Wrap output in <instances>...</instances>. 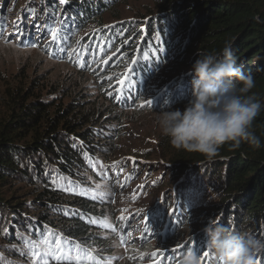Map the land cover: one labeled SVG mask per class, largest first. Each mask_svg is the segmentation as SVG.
<instances>
[{"label": "trees", "instance_id": "1", "mask_svg": "<svg viewBox=\"0 0 264 264\" xmlns=\"http://www.w3.org/2000/svg\"><path fill=\"white\" fill-rule=\"evenodd\" d=\"M116 1L69 0L66 5H60L59 0H40L43 13L36 15L35 23L43 24L46 13L55 9L59 14L62 8L76 23L92 21ZM17 9L20 15L26 14L32 19L34 6L28 9L19 6ZM159 10L162 19L147 26L143 34L136 69L140 76L145 74L147 77L152 65L162 62L167 66L169 58L180 66L181 71L173 80L174 91L168 92L170 98L159 99L162 107L184 106V101L190 99L186 93L192 90L190 69L198 58L197 53H213L219 57L226 45L231 46L237 65L253 76L255 86L251 93L264 105V0H164ZM157 34L163 52L156 58L152 53L158 44ZM138 38L140 40L142 35ZM112 40L119 46L126 45L123 44L125 40L115 36ZM128 41L130 37H127ZM145 56L147 60L143 59ZM21 78V75H14L10 81H1L6 116L0 121V185L22 187L30 197L23 199L15 190L8 200L0 198V264H31L30 249L24 246V241L38 243L41 234L47 235L48 232L75 243L88 244L95 239L99 245L108 246V239L101 234L109 231L96 220L105 212L107 203L87 192L91 178L108 181L110 187V177L114 176L111 165H103V159L112 154L113 139L103 131H108V127L102 129V124L98 125L102 117L98 107L94 102L78 98L67 103L61 98L51 100L59 91L56 86L49 88L41 82L29 88ZM35 92L44 94V98ZM123 96L125 101L132 97L127 92ZM114 104L115 107L119 105ZM110 109L105 118L116 120L114 109ZM251 130L261 141L259 149L246 143L237 149L225 145L211 159L196 152L178 150L167 142L163 155L170 163L167 168L177 176H185L172 203H166V206H177L183 214V221L196 224V215L206 211L193 207L186 216L192 203L188 199L182 202L180 197L188 195L197 184L200 188L214 181L215 185L211 186L216 187L222 200L216 209L218 213L225 210L216 222L227 226L231 214L233 228L264 240V108ZM69 188L73 190L69 192ZM215 215L212 213L211 217ZM94 220L97 223H92ZM176 223L181 224L173 217L167 223L163 246L171 245L183 234L184 229H173ZM191 241V248L196 250L200 236ZM262 254L264 252L259 255ZM203 264L217 262L211 256Z\"/></svg>", "mask_w": 264, "mask_h": 264}, {"label": "rangeland", "instance_id": "2", "mask_svg": "<svg viewBox=\"0 0 264 264\" xmlns=\"http://www.w3.org/2000/svg\"><path fill=\"white\" fill-rule=\"evenodd\" d=\"M39 1L6 0L3 4L4 0H0V23L4 25L5 37L10 34L15 36L14 25H19L24 29L28 40L38 38L37 30L33 27V18H28L26 14L20 15L17 8L20 6L28 9L34 6L36 15H41L43 12ZM163 5L164 0H117L109 10L100 12L92 21L76 23V20H73L75 23L69 29L71 40L67 42L69 47L67 53L56 50L55 46L48 48L47 41H44L40 47L29 48L26 44L17 47L15 41L12 44H5L3 39H0V121L6 116L1 81H10L14 75H21L23 77L21 79L29 88L32 84L38 85L41 82L49 88L56 86L59 91L55 92L51 100L61 98L64 103H67L72 98H78L90 101L88 103L94 102L102 115L98 125L102 124V129L104 127L109 129L103 131L112 136V154L103 159V165L110 164L113 169L114 176L110 177L111 185L108 187V181L93 178L87 184L88 193L97 195L107 203L105 212L100 213L99 219L96 220L100 223L107 219L110 225V227L103 226L109 232L101 234V237L108 239V246L99 245V241L95 239L88 244H81V247L93 253L100 264H152L151 253L159 250L167 251L169 254L165 264L170 262L179 264L182 254L187 250L182 249L181 245L188 244L192 247L191 239L197 235L200 236L201 241L200 244L197 241L194 251L202 255L203 250L208 251L202 228L209 220L216 221L225 211L218 213L216 209L221 205L222 200L216 187L211 186L215 185L212 183L214 181L200 188L197 184L188 195L180 197V201L188 199L192 203V206L186 210V216L190 214L193 207L206 212L196 215L194 225H191L188 220L180 225L176 223L173 229H180V231L184 229L183 234L176 237L171 245H162L165 227L172 218L169 212L174 207L171 204L166 206V203H172L171 200L178 186L184 181L185 174L177 176L167 168L170 163L165 161L163 155L169 139L161 134L157 124V114L167 110H183L188 101H184V106L164 108L159 100L169 99L168 92L174 91L173 80L181 71L176 61L169 58L167 66H164L162 62L152 65L150 76L147 77L145 74L142 76L138 74L136 69L138 63L134 65L132 61L139 59L138 53L144 42L143 34L146 32V27L153 26L157 20L162 19L159 9ZM66 18H69L67 14ZM76 25L80 27L77 28ZM107 35L108 38L111 35V40L115 36L123 41L127 36L130 37V41L123 42L126 44L124 46H119L118 42L112 40L117 51L113 52L109 46L105 49L107 55L103 56L102 61L100 56L103 53L96 48V42ZM141 35L142 38L139 40L138 37ZM135 41L137 42L134 48L127 52L129 46ZM88 44L92 51H87ZM46 52L48 54H45ZM52 52H55L54 56ZM93 52L96 53L95 62H93ZM75 54H79L81 58L87 56L90 67L84 69L78 67L74 62ZM109 59L110 63L104 62ZM131 68H133L132 73L129 71ZM125 75H131L132 81L137 80L133 82L135 99L132 96L127 101L114 100L108 93H112L113 96L118 94L117 89L120 88L118 81L124 79ZM191 92L192 90L186 93L188 98L191 97ZM35 93L44 98V94ZM144 99L151 101V107H139ZM114 103L119 105L115 107ZM110 108L114 109L113 116L116 120L105 118ZM129 157L135 161V165L128 159ZM117 161L121 162L119 169H123L122 171L113 166ZM97 184L100 185L99 188L96 187ZM15 190L16 195L23 199L30 197L27 190L22 187L2 184L0 198L8 200ZM101 192L106 195L101 197L99 195ZM162 194H164L163 199ZM16 195L18 200L19 197ZM163 203L165 208L162 209ZM212 213H216L215 217H211ZM145 218L151 232L147 238L143 231ZM231 219L232 215L229 214L227 226H231ZM125 222L126 226H124ZM238 230L242 232V229ZM255 237L259 239V236ZM261 259H264V254L257 255L255 264H260ZM30 263L32 264L31 260ZM73 263L75 264L74 261Z\"/></svg>", "mask_w": 264, "mask_h": 264}, {"label": "clouds", "instance_id": "3", "mask_svg": "<svg viewBox=\"0 0 264 264\" xmlns=\"http://www.w3.org/2000/svg\"><path fill=\"white\" fill-rule=\"evenodd\" d=\"M197 55L190 69L191 97L183 110L157 114L161 134L174 148L209 159L225 145L237 149L246 143L259 149L261 141L251 129L264 105L251 93L253 76L237 65L230 45L219 57L213 53ZM202 232L217 264H255L257 255L264 252V240L232 226L209 220ZM179 264H201L200 255L187 249Z\"/></svg>", "mask_w": 264, "mask_h": 264}, {"label": "snow or ice", "instance_id": "4", "mask_svg": "<svg viewBox=\"0 0 264 264\" xmlns=\"http://www.w3.org/2000/svg\"><path fill=\"white\" fill-rule=\"evenodd\" d=\"M69 2V0H59L60 5H66ZM33 18V27L36 28L38 33V38L34 40H28L24 29H22L19 25H14V31L16 33L15 36H12L11 34L8 37L4 36V25L3 23H0V39H3L5 44H12L13 41H15V46L21 47L25 44L29 48H37L42 46L44 41H47V47L52 48L55 46L56 50L60 52L67 53L69 51V47L67 46V42L71 40V36L69 34V29L71 28V25L75 23V21H72L70 18H66V10L61 9L59 14L56 13L55 9L51 13H46V16L44 18L43 24H36L35 21L38 19L36 16L35 11L31 13ZM77 28L80 27V25H76ZM119 35V33H117ZM101 36H103V33H101ZM95 38V37H94ZM158 44L153 51L152 55L156 58L158 57V53L163 52V45L160 39L159 34H157L156 37ZM125 41H127V37H125ZM111 46L113 52H116L115 44L112 42L110 38H104L97 40L96 42V48L99 50L100 53H103V55L100 56V60L103 61V56L107 55V52H105V49ZM87 51H92L91 46L89 45L87 48ZM45 54H48L47 52ZM53 56L55 55V52L51 53ZM75 63L78 67L84 69L89 68L90 65L88 64L87 56H84L83 58L80 57L79 54H75ZM95 56L96 53L93 52V62H95ZM114 58V57H113ZM69 59L71 60L72 57L70 56ZM143 59L147 60L148 57L145 56ZM105 63H110L109 61H104ZM139 61H132L134 65H136ZM131 68L129 71L132 73ZM110 79V78H109ZM118 83L120 84V88L117 89V95H112V93H108L109 96H111L114 100H122L123 99V93L127 92L129 96H133V93L135 91L134 84L131 79V75H125L124 79L119 80ZM133 99H135V96H133ZM140 108L144 107H151V101L144 99L143 102L139 105ZM129 160H132L133 165H135V161L129 157ZM121 162L117 161L115 162V165L118 169ZM122 171L123 169H119ZM97 188L100 187L99 184L96 186ZM123 187V185H121ZM143 187V185L141 186ZM69 190H73L72 188H69ZM101 197L106 195V193L101 192L99 193ZM162 194V199H163ZM66 215L68 213H65ZM170 216L174 218L175 221H179L180 223H183V214L180 213V210L177 206H174L170 212ZM144 223V233L145 237L147 238L148 234L151 233L150 229L146 223ZM92 223H97V221H92ZM102 226L104 227H110V225L107 222V219L100 221ZM115 231V229H113ZM5 232H7V228L4 229ZM42 239L40 243H36L35 241L31 240H25L24 246L28 249H30V258L32 261V264H50V261H55L56 264H69V262H75V264H100V261L97 260L93 253L86 248L81 247L80 243H75L73 241H70L54 232H48L47 235L41 234ZM181 248L186 249H192L189 247L188 244L181 245ZM23 254V253H22ZM174 255V253H173ZM213 256L210 252L207 250L202 251V255H200L201 264H203L204 260L208 257ZM143 258V256L141 257ZM151 260L152 264H165V261L169 259V254L167 251L159 250L154 251L151 253ZM171 264V262H170ZM260 264H264V259H261Z\"/></svg>", "mask_w": 264, "mask_h": 264}]
</instances>
